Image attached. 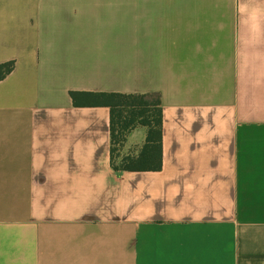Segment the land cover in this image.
Listing matches in <instances>:
<instances>
[{
  "label": "crops",
  "instance_id": "crops-1",
  "mask_svg": "<svg viewBox=\"0 0 264 264\" xmlns=\"http://www.w3.org/2000/svg\"><path fill=\"white\" fill-rule=\"evenodd\" d=\"M9 61L0 264H264V0H0ZM73 91L161 92L163 168Z\"/></svg>",
  "mask_w": 264,
  "mask_h": 264
},
{
  "label": "trees",
  "instance_id": "trees-1",
  "mask_svg": "<svg viewBox=\"0 0 264 264\" xmlns=\"http://www.w3.org/2000/svg\"><path fill=\"white\" fill-rule=\"evenodd\" d=\"M15 62L0 64V79L10 74ZM75 104L82 96L111 108L112 163L118 172L161 170L163 168V96L159 91L147 93H82L71 92ZM148 131L144 146L123 153L130 134L137 129Z\"/></svg>",
  "mask_w": 264,
  "mask_h": 264
},
{
  "label": "rangeland",
  "instance_id": "rangeland-1",
  "mask_svg": "<svg viewBox=\"0 0 264 264\" xmlns=\"http://www.w3.org/2000/svg\"><path fill=\"white\" fill-rule=\"evenodd\" d=\"M127 149H129V148L125 147V148L123 149V151H127Z\"/></svg>",
  "mask_w": 264,
  "mask_h": 264
}]
</instances>
